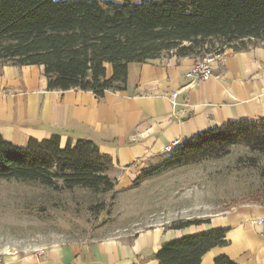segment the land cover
<instances>
[{"label":"trees","instance_id":"16d2710c","mask_svg":"<svg viewBox=\"0 0 264 264\" xmlns=\"http://www.w3.org/2000/svg\"><path fill=\"white\" fill-rule=\"evenodd\" d=\"M262 44L264 0H0V62L43 66L50 91L78 89L102 99L107 91L126 90L133 63L171 52L181 58L218 56L229 49L239 53ZM60 144L59 134L43 142L30 140L26 147L0 135V180L39 183L58 192L115 190L112 159L98 145L84 139L75 145L70 140L64 149ZM236 146L264 154V120L207 130L176 147L163 165L170 169L222 158ZM208 222L180 221L169 229ZM226 234L220 229L185 236L165 243L156 257L161 264H201L211 249L228 245ZM215 264L235 263L221 257Z\"/></svg>","mask_w":264,"mask_h":264},{"label":"crops","instance_id":"0c3cea01","mask_svg":"<svg viewBox=\"0 0 264 264\" xmlns=\"http://www.w3.org/2000/svg\"><path fill=\"white\" fill-rule=\"evenodd\" d=\"M199 60L171 52L151 62L133 63L126 90L107 91L102 99L78 89L50 91L43 66L0 62V135L17 147H26L30 140L46 141L54 134L61 136L62 149L70 140L73 145L79 139L93 141L102 155L112 159L110 176L116 178L117 187L127 188L143 170L164 160L165 149L172 143L181 146L232 121L264 120V44L214 56L212 77L189 86L186 75ZM107 77H112L110 65ZM263 216L264 204H241L200 226L152 228L128 242L108 239L24 252L0 251V261L161 264L156 256L165 243L223 229L228 245L211 249L201 264H215L221 257L235 264H264V225L258 222ZM41 250L44 254L38 255Z\"/></svg>","mask_w":264,"mask_h":264},{"label":"rangeland","instance_id":"374dc122","mask_svg":"<svg viewBox=\"0 0 264 264\" xmlns=\"http://www.w3.org/2000/svg\"><path fill=\"white\" fill-rule=\"evenodd\" d=\"M229 151L222 158L170 169L163 163L175 152L168 153L151 166H160L158 171L106 194L82 188L58 192L39 183L0 180V251L108 239L128 242L148 229L207 220L241 204H264V154L244 146Z\"/></svg>","mask_w":264,"mask_h":264},{"label":"built area","instance_id":"2783aa9c","mask_svg":"<svg viewBox=\"0 0 264 264\" xmlns=\"http://www.w3.org/2000/svg\"><path fill=\"white\" fill-rule=\"evenodd\" d=\"M213 58H203L199 60L195 66L187 73L186 79L189 81V86H193L196 83H199L201 81H206L210 79L213 75ZM178 93H175L172 96V99L175 100ZM178 142L172 143L169 146L166 147L165 152L166 153H172L177 147ZM259 224L264 225V216L258 220ZM44 250L38 251V255H43ZM0 264H4L0 261Z\"/></svg>","mask_w":264,"mask_h":264}]
</instances>
